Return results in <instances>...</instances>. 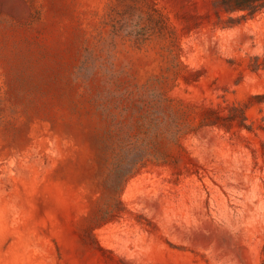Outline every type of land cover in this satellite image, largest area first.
<instances>
[{"label": "rangeland", "instance_id": "rangeland-1", "mask_svg": "<svg viewBox=\"0 0 264 264\" xmlns=\"http://www.w3.org/2000/svg\"><path fill=\"white\" fill-rule=\"evenodd\" d=\"M0 264H264V6L0 0Z\"/></svg>", "mask_w": 264, "mask_h": 264}, {"label": "trees", "instance_id": "trees-1", "mask_svg": "<svg viewBox=\"0 0 264 264\" xmlns=\"http://www.w3.org/2000/svg\"><path fill=\"white\" fill-rule=\"evenodd\" d=\"M219 4L225 11H248L249 13H253L257 9L262 8L264 6V0H219ZM257 66L258 65H256V68ZM113 165H118L117 159L113 161ZM128 166L133 168L132 165ZM116 171V167L110 170L109 176L112 175V173H115ZM103 213L105 214V210H103Z\"/></svg>", "mask_w": 264, "mask_h": 264}]
</instances>
